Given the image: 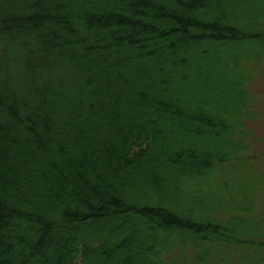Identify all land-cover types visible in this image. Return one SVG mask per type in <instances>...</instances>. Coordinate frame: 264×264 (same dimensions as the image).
<instances>
[{
  "label": "trees",
  "instance_id": "1",
  "mask_svg": "<svg viewBox=\"0 0 264 264\" xmlns=\"http://www.w3.org/2000/svg\"><path fill=\"white\" fill-rule=\"evenodd\" d=\"M260 60L264 0H0V264H263Z\"/></svg>",
  "mask_w": 264,
  "mask_h": 264
},
{
  "label": "rangeland",
  "instance_id": "2",
  "mask_svg": "<svg viewBox=\"0 0 264 264\" xmlns=\"http://www.w3.org/2000/svg\"><path fill=\"white\" fill-rule=\"evenodd\" d=\"M249 70L252 76L248 85L251 93L250 117L246 119V126L251 133L248 138V154L251 156L250 168L264 180V60L252 61ZM231 178L227 177L228 181ZM242 184L243 180L238 181V183L236 180H231L230 186L234 189ZM261 193L262 195H259L255 202L254 210L257 212H264V190Z\"/></svg>",
  "mask_w": 264,
  "mask_h": 264
}]
</instances>
